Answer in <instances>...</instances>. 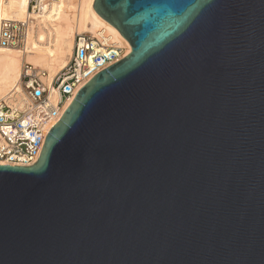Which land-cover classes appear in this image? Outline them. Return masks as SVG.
I'll return each instance as SVG.
<instances>
[{
	"label": "water",
	"instance_id": "water-1",
	"mask_svg": "<svg viewBox=\"0 0 264 264\" xmlns=\"http://www.w3.org/2000/svg\"><path fill=\"white\" fill-rule=\"evenodd\" d=\"M94 9L132 52L0 165V264H264V0Z\"/></svg>",
	"mask_w": 264,
	"mask_h": 264
},
{
	"label": "built area",
	"instance_id": "built-area-1",
	"mask_svg": "<svg viewBox=\"0 0 264 264\" xmlns=\"http://www.w3.org/2000/svg\"><path fill=\"white\" fill-rule=\"evenodd\" d=\"M65 1L29 0L24 19L1 22L0 48L25 54L30 36L43 25L42 17ZM131 50L128 40L104 27L95 33L76 34L70 59L54 76L25 62L19 83L0 100V165L35 164L48 132L79 90Z\"/></svg>",
	"mask_w": 264,
	"mask_h": 264
},
{
	"label": "bare ground",
	"instance_id": "bare-ground-1",
	"mask_svg": "<svg viewBox=\"0 0 264 264\" xmlns=\"http://www.w3.org/2000/svg\"><path fill=\"white\" fill-rule=\"evenodd\" d=\"M94 2L66 0L54 11L45 14L41 19L42 27L29 38L25 54L0 48V100L19 83L25 62L47 70L51 76L63 69L72 55L76 34L95 33L105 27L127 40L114 25L98 14ZM28 7L29 0H0V24L3 20L24 19Z\"/></svg>",
	"mask_w": 264,
	"mask_h": 264
}]
</instances>
